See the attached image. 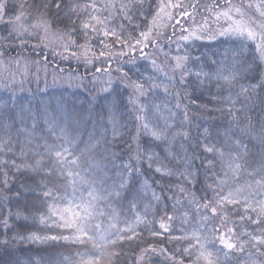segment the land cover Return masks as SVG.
I'll use <instances>...</instances> for the list:
<instances>
[{
    "label": "trees",
    "instance_id": "16d2710c",
    "mask_svg": "<svg viewBox=\"0 0 264 264\" xmlns=\"http://www.w3.org/2000/svg\"><path fill=\"white\" fill-rule=\"evenodd\" d=\"M156 2L144 3L146 18L135 0H61V9L55 0H15L16 12L8 10L14 17L20 4L28 5L24 26L35 33H25L24 43L0 40V63L7 67L0 68V165L8 162L0 166V264H79L85 253L100 254L91 245L50 239L72 233L55 217L48 219L49 198L43 195L52 188L71 198V186L51 151L61 145L79 158L77 170L94 182L98 194L120 191L97 203L104 213L98 222L107 226L113 212L117 227L125 229L122 234H128L126 226H134L137 234L109 245L101 264H204L197 261L195 240L175 237L197 230L211 239L213 227L237 245L229 250L218 239L208 244L218 255L217 264H264V243L258 242L264 241V214L259 212L264 183H256L264 179V88L253 87L264 82V45L247 34L183 41L180 14L147 47L128 51L123 41L140 39V32L157 22ZM69 4L79 7L72 12L65 7ZM122 5L127 7L122 10ZM93 15L103 23L92 20ZM44 21L61 38L60 46L48 48L40 30L32 29ZM84 23L98 31L84 29ZM12 27L0 22V37H7ZM105 30L121 40L105 37ZM101 51L106 55L100 56ZM177 57H187L180 69L175 68ZM145 122L163 129L166 138L152 137ZM230 161L240 165L235 172ZM127 163L137 165L139 173L129 187L118 189ZM157 167L170 174L156 172ZM226 173L224 194L239 188L241 196L240 203L225 205L221 219L203 205L215 206V185ZM88 191L89 184H83L77 195L87 197ZM112 252L118 255L110 256Z\"/></svg>",
    "mask_w": 264,
    "mask_h": 264
},
{
    "label": "snow or ice",
    "instance_id": "6c2138e0",
    "mask_svg": "<svg viewBox=\"0 0 264 264\" xmlns=\"http://www.w3.org/2000/svg\"><path fill=\"white\" fill-rule=\"evenodd\" d=\"M135 2L138 3V10L141 11V14L147 17L149 13L143 12V6L146 0H135ZM155 2V0H154ZM230 4V0H226ZM28 7L26 4H20L19 5V14L14 15V17L9 16L8 10L11 9L13 13L16 12V4L15 0H0V21H6L9 24H12L13 27L11 31H9L7 37H0V40L3 41H9V40H17L19 39L21 43H24L27 39V36L24 35L28 32V28L24 26V23H21L19 27L16 26L15 22H21L22 16H24L25 9ZM47 7V5H45ZM55 7L57 9H61V0H55ZM65 7L68 8L69 11L75 12L76 7H79V5H66ZM89 7H94V5H89ZM126 5H122V10L126 8ZM152 7V4H149V8ZM172 7H182V5L179 4H173L172 0H167L165 3L164 0H159V2H156V10L155 15L153 16V22L157 18L161 16L162 13H165V10ZM261 7H264V5H261ZM231 7L229 8V11H231ZM235 11L237 13L241 14V19H233L231 15H229V12H224L222 15H224L228 20H231L232 23L229 25L228 28L224 29L220 34L225 35L229 32H234L239 35L247 34V37L249 39H257V33L253 30V28L250 26L251 24H254V21H250L249 23H245L243 19V14L241 13L240 8H236ZM169 19L172 18L171 13H167ZM184 16L189 15L186 11L183 13ZM261 15L264 16V12H261ZM91 19L96 21L97 23H103V21L99 20L95 15L91 16ZM47 21H44L43 25L35 24L32 25L33 28L44 26L45 30H47ZM92 28L93 31H98V29L95 28L94 25L90 26L88 23L83 24L84 29ZM151 33V28H149L147 31L140 32V39H137L135 37L131 38L132 42L129 41H123L124 48L128 51H133L136 49L137 45H143V47H147V41L149 34ZM85 35H88L87 32H85ZM103 35L105 37L108 36H114L116 37L117 41L119 42L121 40L120 37L117 36L115 32H110L108 30H105ZM193 38L199 39V36H196L195 33H191ZM262 39H264V35L261 36ZM183 40H188V36L181 37ZM101 43H104V41H101ZM105 48H108L107 44H104ZM67 50V49H66ZM141 52H143V48L140 49ZM75 54V53H73ZM121 55H126L127 52L123 49L120 51ZM0 55H3L2 52H0ZM100 56H105L106 53L104 51H101L99 53ZM187 59V57H177L175 68L180 69L183 67L181 60ZM154 63V62H153ZM96 71H101L100 68H97ZM181 76L183 77V72L181 73ZM218 78H220L218 76ZM224 79L228 80L231 79V77H223ZM136 88L138 90L143 89V85L140 83H136ZM253 87H260L264 88V82H261L258 85H255ZM244 91H247L248 89H243ZM141 94L143 92L141 91ZM139 119V117H138ZM143 128L146 132H150L152 137H154L157 140L166 138V133L163 129H157V128H149V125L147 122L143 124ZM3 150V149H0ZM51 151L54 153L56 157V164L59 166V170L62 176L65 177V180L68 185L71 186L72 192H71V198L69 199L68 195L57 193L59 192V189H52L48 188L43 191V195L46 198H49V205H48V219H52L55 217L54 222L58 223L59 226L64 228L72 229V233L70 236H52L50 239L56 240V239H64V240H73L75 243L79 244H85V245H91L93 248L99 250V255L96 256H89L87 253L81 255V260L79 261V264H101V259L103 258L107 248L109 245H115L118 241H123L125 239L127 240H133L136 237L134 226H126V230L128 232L127 235H124L122 233L125 232V229H119L117 227L116 219L117 217L113 212H109L108 215L112 217V220L107 224V226H104L102 222H98L99 218L104 215V213L97 207V203L101 199H105L107 197H111L113 195L119 196L120 191L119 190H113V189H105L103 194H98L95 188L93 187L94 182H90L85 178L84 175L81 174L80 171H78L79 166V158L75 157L73 153H71L70 149L68 147H65L61 145L60 147H54L51 149ZM207 151L212 152L214 149L212 147H208ZM71 157V159H69ZM147 159L149 161V167H152V156L148 155ZM7 161H4L2 165L0 166H7ZM207 164H211V161H207ZM12 164L15 165V161H12ZM39 164V161H37V165ZM229 169L233 170L235 172V169L239 168L240 165L238 163L230 161L228 164ZM123 172L120 176V182L118 186H115L118 189H124L126 187L130 186L131 181L135 180L137 178V174L139 173V168L137 165H133L131 163H127L122 165ZM156 172L160 173H168L170 174V170L157 167ZM7 175V173H5ZM191 177V172H189L186 176V178ZM257 184L264 183V179L257 180ZM5 186L7 185V180L4 181ZM83 184H89V191L87 197L81 195H77V189L79 186ZM216 188L219 189L218 192H214V201L213 204L205 203L203 207L210 209L212 214L215 216L217 214L220 215L221 219L224 218V209L225 205L227 204H237L240 203V196H241V189L237 188L235 190H230L227 192V194H224V188L228 186L227 181V173L225 174V177L220 180L219 183H217ZM209 187H212V185H209ZM183 191V189L181 190ZM158 199V197H157ZM193 199H195V196L193 195ZM203 199H206L204 197ZM63 202V203H62ZM245 204L247 205V201H245ZM134 206V202H133ZM200 205H198L199 207ZM247 207H251L250 205H247ZM246 207V211H247ZM253 211H255V208H252ZM259 212L260 214H264V201L259 202ZM243 219V216L241 217ZM44 219L43 217L41 218ZM169 220L172 219V217H168ZM204 219H207V215H204ZM137 222H140V217H137ZM253 223H261L259 219H253ZM5 224H7V221H5ZM160 227L167 231L166 225L161 222ZM112 229H115V231H112ZM231 231V229L229 230ZM219 233V229L213 227L212 230V236L211 239L209 236H201L197 230H194L192 232L191 236L185 235L183 237H175L176 239H185V240H195L198 244V255H197V261H203L204 264H217L218 262V255H214L213 250H210L208 248V244L215 243V241L218 239L219 242L223 245L224 248L232 250L237 247V245L230 240V238H227L226 235H217ZM155 235V233H153ZM253 239H257L253 237ZM260 243H264V241H259ZM197 245H191V247H196ZM243 245H240V249L242 250ZM184 252H189L190 248H184ZM215 252L218 254L220 252L219 249H216ZM109 255H118V253L112 252L109 253Z\"/></svg>",
    "mask_w": 264,
    "mask_h": 264
},
{
    "label": "rangeland",
    "instance_id": "374dc122",
    "mask_svg": "<svg viewBox=\"0 0 264 264\" xmlns=\"http://www.w3.org/2000/svg\"><path fill=\"white\" fill-rule=\"evenodd\" d=\"M224 1L225 3H228L226 0ZM182 2L184 4H182L183 6L179 11H175L176 7H172L169 8L168 11L165 10V13L161 14L154 27L151 29L148 41L156 39V36L159 37L168 28L172 27V24H174V22L176 23L178 16L185 11L189 13V15H182L183 18L181 19V22L178 23L180 31H183V35L189 37L188 40L182 39L183 41H209L225 35L236 34L234 32H229L225 35L220 34L232 23V21L228 20L222 15V13L227 11L233 19H241V14L235 11L236 8H240L245 23L254 21V24H251L250 26L257 33V39L255 40L264 45V39L261 38V36L264 35V16L261 15V5L264 3V0H230V4L228 3L226 5H222L221 2L223 1L221 0H182ZM230 7L232 9L231 11H229ZM167 13H171V19H169ZM24 21V17L22 16L21 22H15L16 26L19 27ZM37 24L43 25V23ZM34 29L40 30L41 43L46 44L48 48H55L62 44L61 38L52 33L48 26L47 30H45L44 26ZM28 33L33 34L35 32L28 29ZM191 33H195L196 36H199L200 38H193L192 35H190ZM244 35H246V33ZM0 64L1 69L7 68L4 62H1Z\"/></svg>",
    "mask_w": 264,
    "mask_h": 264
}]
</instances>
